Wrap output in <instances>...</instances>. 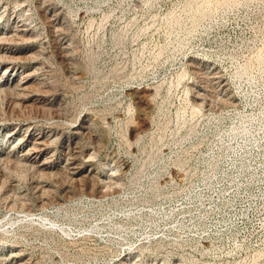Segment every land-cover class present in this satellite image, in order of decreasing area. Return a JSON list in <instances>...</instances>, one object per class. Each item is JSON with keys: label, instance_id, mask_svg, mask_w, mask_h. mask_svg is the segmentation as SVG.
I'll use <instances>...</instances> for the list:
<instances>
[{"label": "rangeland", "instance_id": "rangeland-1", "mask_svg": "<svg viewBox=\"0 0 264 264\" xmlns=\"http://www.w3.org/2000/svg\"><path fill=\"white\" fill-rule=\"evenodd\" d=\"M0 264H264V0H0Z\"/></svg>", "mask_w": 264, "mask_h": 264}, {"label": "bare ground", "instance_id": "bare-ground-1", "mask_svg": "<svg viewBox=\"0 0 264 264\" xmlns=\"http://www.w3.org/2000/svg\"><path fill=\"white\" fill-rule=\"evenodd\" d=\"M11 18H12V17H11ZM51 24H52V23H51ZM19 26H20V25H19ZM52 26H53V25H52ZM25 27H26V26H25ZM23 28H24V27H23ZM54 28H55V27H54ZM22 30H23V29H22ZM25 30H26V29H25ZM17 31H18V30H17ZM17 33H18V32H17ZM15 34H16V33H15ZM25 34H26V33H25ZM20 35H21V34H20ZM15 54H16V53H15ZM13 67H14V66H13ZM14 69H15V68H14ZM6 70H7V69H6ZM7 72H8V71H7ZM9 75H10V74H9ZM8 80H9V79H8ZM6 82H7V81H6ZM6 82H5V83H6ZM84 125H85V124H84ZM84 128H85V127H84ZM86 128H87V127H86ZM81 129H82V128H81ZM73 132H76V131H73ZM85 132H86V131H85ZM78 133H80V132H78ZM80 134H81V133H80ZM73 137H74V136H73ZM71 139H72V138H71ZM79 139H80V138H79ZM49 140H50V139H49ZM77 141H78V140H77ZM34 142H35V141H34ZM48 143H49V142H48ZM33 144H34V143H33ZM38 144H39V146L42 147V145H43L44 143L42 144V141H41V143H38ZM76 144H77V143H76ZM48 145H49V144H48ZM68 145H69V144H68ZM45 146H46V144H44V147H45ZM30 147H32V146H30ZM36 147H37V146H36ZM36 147H35V148H36ZM48 147H49V146H48ZM73 147H74V146H73ZM32 148H33V147H32ZM46 148H47V147H46ZM50 148H51V147H50ZM74 148H75V147H74ZM29 149H30V148H29ZM38 149H39V148H38ZM68 149H69V148H67V150H68ZM35 150H36V149H35ZM41 150H43V149H41ZM28 151H29V150H28ZM28 151H26V152H28ZM30 151H31V150H30ZM36 151H37V150H36ZM31 152H32V151H31ZM48 152H50V151H48ZM73 152H74V150H73ZM38 153H39V152H38ZM44 153H45V152H44ZM75 153H76V152H75ZM46 155H47V154H46ZM43 156H44V155H43ZM33 157H34V156H33ZM31 159H32V158H31ZM42 159H43V158H42ZM42 159H41V160H42ZM33 160H34V159H33ZM43 161H44V160H43ZM45 161H46V160H45ZM73 161H74V160H73ZM41 162H42V161H41ZM81 162H82V161H81ZM44 163H46V162H44ZM44 163H43V164H44ZM77 163H78V162H77ZM77 163H76V164H77ZM82 163H83V162H82ZM73 164H74V163H73ZM86 165H87V164H86ZM86 165H85V166H86ZM74 166H75V165H74ZM76 166H77V165H76ZM78 166H79V165H78ZM80 166H82V165H80ZM80 166H79V167H80ZM72 167H73V166H72ZM42 168H43V167H42ZM87 168H88V167H87ZM82 169H83V168H82ZM78 170H79V169H78ZM79 171H80V170H79ZM90 171H91V170H90ZM73 173H74V172H73ZM76 173H77V172H76ZM89 173H90V172H89ZM77 174H78V173H77ZM81 175H82V174H81ZM87 175H88V174H87ZM75 176H76V175H75ZM77 179H79V177H78ZM88 180H89V179H88Z\"/></svg>", "mask_w": 264, "mask_h": 264}]
</instances>
